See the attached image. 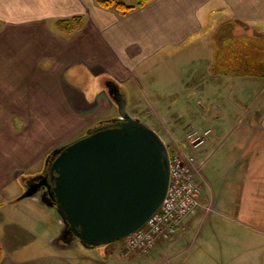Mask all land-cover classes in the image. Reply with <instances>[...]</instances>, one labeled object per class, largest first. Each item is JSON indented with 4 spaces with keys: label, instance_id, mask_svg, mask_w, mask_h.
Segmentation results:
<instances>
[{
    "label": "crops",
    "instance_id": "0c3cea01",
    "mask_svg": "<svg viewBox=\"0 0 264 264\" xmlns=\"http://www.w3.org/2000/svg\"><path fill=\"white\" fill-rule=\"evenodd\" d=\"M73 16L83 17L81 26L60 29L57 21ZM109 80L126 98L181 95L189 104L190 98L227 93L226 108L240 118L231 121L227 137L210 136L199 154L202 206L210 203L213 210L189 216L174 237L205 247L206 264H247L250 257L251 264H264V0H149L126 13L98 0H0L1 264L67 258L57 251L8 261L9 251L38 239L24 223L38 227L49 210L34 197L19 196L61 140L113 114ZM127 104L136 110L137 103ZM84 108L96 117L88 114L68 127L65 113ZM223 171L232 180L216 194L220 181L211 177ZM217 243L221 257L231 253L227 260H216L211 248Z\"/></svg>",
    "mask_w": 264,
    "mask_h": 264
},
{
    "label": "water",
    "instance_id": "95a60500",
    "mask_svg": "<svg viewBox=\"0 0 264 264\" xmlns=\"http://www.w3.org/2000/svg\"><path fill=\"white\" fill-rule=\"evenodd\" d=\"M106 85L119 116L55 148L45 161L48 174L27 178L19 197L55 208L62 222L58 239L70 243L76 237L89 247L144 227L164 204L172 175L165 140L129 113L118 83Z\"/></svg>",
    "mask_w": 264,
    "mask_h": 264
},
{
    "label": "rangeland",
    "instance_id": "374dc122",
    "mask_svg": "<svg viewBox=\"0 0 264 264\" xmlns=\"http://www.w3.org/2000/svg\"><path fill=\"white\" fill-rule=\"evenodd\" d=\"M129 4H133V2ZM176 73L178 74V71H176ZM158 76L160 77V74H157V77ZM170 76L175 77L177 75L173 73ZM159 82H162V80L159 79ZM106 91L108 92L107 87ZM184 98L185 97H181V95L155 98L147 97L144 94L140 97H135L134 94H131V96L127 99L129 101V104H131L129 106L130 108L134 107L133 104L137 103L136 110L134 111V107L132 111H129V113L134 117H139L142 121L153 127L162 136V138L166 141L171 149L179 148L180 146L184 145L186 141H188V135L194 129H211L212 133L210 134V136H219L223 138L227 137L230 124L232 122H237L240 118V114L237 115L236 113L231 112L228 108H226L228 101L226 92H222L221 96H218L217 98L200 97L194 100L193 98H190L191 102L189 104L186 103ZM110 99L115 106L113 114L111 112L105 115L102 114L103 116H98V118L96 120H93V122L86 129H82L71 138L61 140L55 148L62 146L63 144H66L78 138L79 136H82L91 128H95L96 126L100 125V122H102V120L107 121L108 119H111L113 117H118V106L112 99V97H110ZM197 100L203 102V107L205 108L204 110L203 107H200V105L197 103ZM218 105H220L221 108ZM83 111L85 112L65 113L66 117L64 119L67 126H74L75 122L78 121V119H81L88 114L89 117L90 115L92 117L94 116V114L91 113L92 111L88 108H84ZM61 120V118L58 119V125H60ZM226 123L228 124L226 125ZM225 125L226 127L224 128ZM210 136H208V138ZM208 138L203 145L195 150V178L196 180L200 181L201 184H203V180L200 179L202 177L199 175V169L200 167H202L203 162L201 161L199 154L200 150L204 148V146H206ZM191 145L196 146L197 144L192 142ZM55 148H53L48 154H50ZM185 149L188 151L193 150L190 147H187ZM214 149L216 150L217 147H214ZM47 156L44 160H42L39 172L44 171ZM217 164V160L212 161L211 167ZM219 170L222 169L220 168ZM225 171L227 170L225 169ZM39 172L33 173V175L31 176H36ZM240 177L241 176L238 175L237 179L240 180ZM211 178L214 180V182H217L218 179L220 181L218 184H214V191L216 194H218L221 189L228 188L232 180L226 177L224 171L212 175ZM210 190H207L209 196L210 194L212 195V192H214ZM203 205L204 206L201 207L200 211H202L203 209V212L205 214L212 212V204L204 203ZM45 213L46 220H43L38 227L37 225H35L36 227H33L31 223H29L28 225L27 223H24V226L26 228L34 231L33 234L38 236V239L34 238V240L32 241L26 242L24 244V247L15 254L9 251L8 261L10 263V260L12 259H19L16 254L21 255L23 258H25L26 261H32L41 258L42 256L47 257L50 254H55L57 251L58 254L67 257L63 258V260L62 258L58 257V264H206L208 262V259H206L205 256L206 248L199 243H193L192 245L188 244L186 239H182L183 235H181L180 238L178 236H172L170 238H165L162 240L158 239L157 242L152 245L146 252L131 250L127 248V238L118 240L113 243L92 247L84 245L76 237H73V241H71L70 243L64 241L50 242L48 241V238L56 234L58 237L61 234L62 226H60L59 215L56 212L55 208L49 207V210L45 211ZM214 220H217V218L214 217L213 221ZM205 221L210 222L209 216L206 217ZM47 226L49 227V229L46 228ZM4 233V231L1 232L2 235H4ZM193 234L194 232H191V235L188 237L189 241L193 240ZM200 243L202 242L200 241ZM51 245L55 247L56 250ZM218 248L220 250L219 243H217V248H211V250L217 254L216 260L218 262H221L222 259L227 260V256H231V253L229 255L227 254V256L224 253L225 256L222 255L221 257V253ZM245 259L247 261V264H251L249 261L253 260V258L251 257ZM239 264H241V262H239Z\"/></svg>",
    "mask_w": 264,
    "mask_h": 264
},
{
    "label": "built area",
    "instance_id": "2783aa9c",
    "mask_svg": "<svg viewBox=\"0 0 264 264\" xmlns=\"http://www.w3.org/2000/svg\"><path fill=\"white\" fill-rule=\"evenodd\" d=\"M211 132V129H194L185 145L172 149V175L167 198L143 228L127 237V248L146 252L158 239L169 238L183 227L189 216L200 211L202 184L195 178L194 157L195 150L205 143ZM192 142L197 145L192 146ZM187 147L193 150L188 151Z\"/></svg>",
    "mask_w": 264,
    "mask_h": 264
},
{
    "label": "trees",
    "instance_id": "16d2710c",
    "mask_svg": "<svg viewBox=\"0 0 264 264\" xmlns=\"http://www.w3.org/2000/svg\"><path fill=\"white\" fill-rule=\"evenodd\" d=\"M149 0H135L133 4H129L127 2L121 0H98V3L104 7H112L115 6L122 13H126L138 7H143ZM83 22L82 16H73L68 18L59 19L57 21L60 29L64 31H72L81 26ZM4 250L2 245L0 244V264L3 260Z\"/></svg>",
    "mask_w": 264,
    "mask_h": 264
},
{
    "label": "flooded vegetation",
    "instance_id": "af4514ba",
    "mask_svg": "<svg viewBox=\"0 0 264 264\" xmlns=\"http://www.w3.org/2000/svg\"><path fill=\"white\" fill-rule=\"evenodd\" d=\"M46 168H47V169L44 170L43 172H39V173H38L37 177H39V180L44 179L45 175L48 174V172H49V171H48V164L46 165ZM72 238H73V237H72Z\"/></svg>",
    "mask_w": 264,
    "mask_h": 264
}]
</instances>
